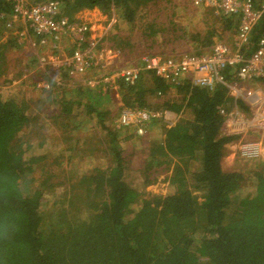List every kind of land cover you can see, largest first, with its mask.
Here are the masks:
<instances>
[{
    "label": "trees",
    "instance_id": "obj_1",
    "mask_svg": "<svg viewBox=\"0 0 264 264\" xmlns=\"http://www.w3.org/2000/svg\"><path fill=\"white\" fill-rule=\"evenodd\" d=\"M150 1L61 0L60 14L71 18L85 10H113L116 22L130 27L135 12ZM9 8L0 0V15ZM222 17L226 28L237 27L236 16ZM3 30L0 19V62L19 47L13 37L2 41ZM252 35L253 40L264 35V15ZM212 36L196 35V41L209 49ZM49 82L51 90L40 99L48 108H60L56 118H49L57 125L69 122L73 105L89 120L105 114L100 102L109 97L82 85L73 89ZM118 93L124 107L156 114L143 124L144 135L156 128L157 137L136 169L144 186L163 175L169 192L143 197L134 190L124 179L134 170L130 160L117 146L116 133L103 126L112 139L102 142L108 165L78 175L51 204L48 188L31 187L26 179L36 168L50 170L45 142L28 138L32 132L39 136L43 124L38 115L28 117L31 106L18 88L0 94V264H264V161H254L250 169L221 167L225 145L239 138L221 131L218 109L229 111L232 104L227 91L208 92L188 80L170 81L148 71L134 85L119 82ZM239 107L247 111L242 103ZM163 112L189 116L170 122ZM25 127H30L27 135ZM55 164L58 168L64 161Z\"/></svg>",
    "mask_w": 264,
    "mask_h": 264
},
{
    "label": "rangeland",
    "instance_id": "obj_2",
    "mask_svg": "<svg viewBox=\"0 0 264 264\" xmlns=\"http://www.w3.org/2000/svg\"><path fill=\"white\" fill-rule=\"evenodd\" d=\"M193 1L156 0L154 4L150 2L137 10L134 22L130 27L123 22H116L117 18L113 10L109 11L110 14L98 9L90 11L92 15H88L84 19L91 23L95 34L101 35L105 33L106 35L103 37L104 43H106V38L109 39L108 44L115 49H113L114 51L111 54L97 55V66L88 72V76L98 75L115 68L136 65L138 59L146 55L173 57L180 53L207 52L217 42H224L227 46L232 47L235 31L226 28V19L216 12L217 8L214 5H194ZM111 15L113 16L111 17ZM214 17L216 18L215 21L213 20ZM207 32L212 33L213 36L209 37V39L213 41V44L209 46V49L203 50L206 45H200L196 41V35L202 38ZM112 34H117V38H112ZM3 35L2 41L11 37V34L5 30H3ZM68 51L69 47L66 46L64 54H67ZM47 54L59 56L57 53L50 51ZM33 55L34 53L26 45H23L9 51L4 62H0L2 63V65L0 64V94L4 95L18 88L31 106L29 113L27 112L28 117L38 115L37 120L43 124L39 131V136H35V132H32L28 138L33 140V144L35 143L34 141H39L37 140L39 138H42L45 142L46 159L44 163L46 170H50L46 173L41 172L40 168H36L32 173L26 175L31 187L37 186L42 190L48 188L46 190L49 194L47 201H52L51 204H53L59 201V198L61 199L65 190L68 191L70 184L76 180L78 175L86 174L93 168H105L108 165V157L106 151L103 150V144L112 141V139L108 137L110 135H104L101 129L104 126L111 132L116 133L117 146L126 155L127 160H130V165L134 169L129 172L128 176H124L125 181L143 197L148 194L165 195L168 193V182L164 181L163 175L144 186L143 175L136 169L147 155V147L150 140L157 137L156 128H151V133L146 131L147 134L144 135L145 130L143 129V134H137L139 127L134 124L122 126L123 124H121L119 118L121 113L119 112L128 108L123 106L122 97L120 94L117 95V93H111L110 96H107L109 99L101 100L102 106L100 110L105 113L102 117L89 120L82 116L80 112H77L76 105H73L69 107V118H71L69 122L67 119L64 125H57L56 122H53L54 119L51 120L49 118H56L60 108H54L55 106L48 108L47 106L49 105L46 101L44 102L40 99L46 92L37 89L36 85L34 88L32 83L34 81L45 82L49 81V79H56L62 81L63 86L66 84L65 86L74 89L82 85V77L69 79L64 76L63 70L57 66L42 69L36 64H28V62L32 61ZM104 59L110 60V65L105 69L99 66ZM257 86L264 89V81L253 88ZM99 95L106 97L107 93L102 94L100 92ZM70 96L67 99L73 102L75 98ZM170 97L177 98L173 92ZM150 100L155 101L156 99ZM40 101L44 103L42 104ZM179 116L186 118L189 113L178 116L175 114L169 116L167 114L166 119L172 122L176 121ZM29 131L30 127L22 129L25 135ZM258 135L260 133H253L251 137L256 139ZM235 143L225 145L230 148L229 151L233 150L234 154L236 153ZM69 149L73 150L72 153L68 152ZM227 159L224 156L221 161V167L224 170L235 167L233 162H228ZM59 161H64V164L56 168L55 163ZM237 161H239L237 163L238 166L235 168L247 167V169H250L254 164V162H244L240 159H237ZM48 185H53L54 187L49 188ZM242 192L240 191L238 194ZM48 206L50 207V204Z\"/></svg>",
    "mask_w": 264,
    "mask_h": 264
},
{
    "label": "built area",
    "instance_id": "obj_3",
    "mask_svg": "<svg viewBox=\"0 0 264 264\" xmlns=\"http://www.w3.org/2000/svg\"><path fill=\"white\" fill-rule=\"evenodd\" d=\"M60 1L6 0L10 11L4 26L8 29L18 27L13 35L17 37L18 44H25L34 53L33 64L42 69L57 66L63 70L64 76L69 79L82 77V85L98 94L107 93L106 96L111 93L118 95L119 82L126 86L134 85L148 71L170 81L188 80L208 92L222 87L232 104L229 111L223 107L218 109L223 118L221 131L226 136H239L234 146L235 158L244 162L264 161V89L259 86L253 88L264 81V36L253 40L252 35L264 15V0L258 5L253 0L193 1L194 5H214L221 16H239L232 47L217 42L209 51L199 54L187 52L173 57L146 55L138 59L136 65L92 76H88V72L97 66V55H108L114 50L104 43L105 33L97 35L90 25L61 15ZM107 1L112 4L114 0ZM66 46L69 51L64 54ZM49 51L59 56L47 54ZM109 65L108 59L99 64L103 69ZM53 82L62 85L60 80L54 79ZM33 83L43 91L51 90L49 81ZM239 103L247 111L242 110ZM120 113L122 126L140 125L137 134H143V124L156 116L138 108H128ZM168 113L163 112L165 118ZM253 133H260L259 139L250 138Z\"/></svg>",
    "mask_w": 264,
    "mask_h": 264
},
{
    "label": "crops",
    "instance_id": "obj_4",
    "mask_svg": "<svg viewBox=\"0 0 264 264\" xmlns=\"http://www.w3.org/2000/svg\"><path fill=\"white\" fill-rule=\"evenodd\" d=\"M254 1V3H255V5H258V3H260L261 2V0H253ZM150 2H153V4L156 2V0H153V1H150ZM149 2V3H150ZM148 3V4H149ZM10 7V6H9ZM141 7H144V6H141ZM216 10V9H215ZM9 11H10V8H9ZM92 11V10H91ZM94 11V10H93ZM216 12H218V10H216ZM135 14H136V12H135ZM135 14H134V16H135ZM88 15H92V13H90V11H88V10H85V11H82V12H79V13H77V14H75L73 17H71V19H75V21H77V22H82V23H86V24H88V25H90L91 26V23L90 22H88V21H86L84 18L86 17V16H88ZM113 15H111V17H112ZM230 17V16H229ZM8 18H9V13H7L6 15L4 14V13H2V16H0V19H2V20H4V21H7L8 20ZM228 18V17H227ZM235 18H237V20H238V24H237V27L235 28V29H233L234 31H235V34H234V37H235V35H236V32H237V28H238V25H239V16H236ZM134 22V21H133ZM92 27V26H91ZM93 28V27H92ZM16 29H18V27H16ZM16 29H8V28H6V26H4V30L5 31H7V32H9L10 34H11V37H13L14 39H15V41H16V43H17V37L15 36V35H13V33L15 32V30ZM260 36H264V35H260ZM260 36H258V37H260ZM234 37H233V39H234ZM255 40V39H254ZM18 44V43H17ZM19 46H23V45H25V44H23V43H21V45L20 44H18ZM119 94V93H118ZM169 114V116H172L173 114L172 113H168ZM252 136V135H251ZM251 136H249L250 138H252ZM255 138H256V136H255ZM256 139H259V135H258V137L256 138ZM238 140H239V138H238ZM263 141H264V137H263ZM230 144V143H229ZM229 149L230 148H228V147H226L225 146V157L226 158H228L227 159V161L229 162V161H232L233 162V165H235V167H237L238 165H237V163L239 162V161H237V159L235 158V156H234V152H233V150L232 151H229ZM228 155H230V156H228ZM224 158V157H223ZM234 167V166H233ZM234 167V168H235ZM223 168V167H222ZM227 168V167H226ZM234 168H228L229 170L230 169H234Z\"/></svg>",
    "mask_w": 264,
    "mask_h": 264
}]
</instances>
